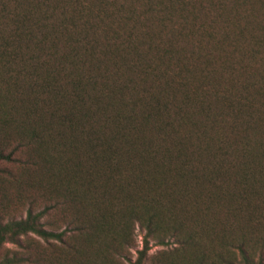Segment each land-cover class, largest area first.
Listing matches in <instances>:
<instances>
[{
    "label": "trees",
    "instance_id": "1",
    "mask_svg": "<svg viewBox=\"0 0 264 264\" xmlns=\"http://www.w3.org/2000/svg\"><path fill=\"white\" fill-rule=\"evenodd\" d=\"M0 83V264H264V0H0Z\"/></svg>",
    "mask_w": 264,
    "mask_h": 264
},
{
    "label": "rangeland",
    "instance_id": "2",
    "mask_svg": "<svg viewBox=\"0 0 264 264\" xmlns=\"http://www.w3.org/2000/svg\"><path fill=\"white\" fill-rule=\"evenodd\" d=\"M3 84L0 83V86H2ZM138 243H139V248L142 247V233L140 232V230H138ZM30 238L34 239V240H37L38 237H36L35 235H30ZM18 248L16 245L14 244H10V243H7L4 245V247L1 249L0 251V254L3 256L5 255H8V254H12L13 252L17 251ZM161 250H164V247L162 246H154L153 249L150 251V255H153L155 254L156 252L158 251H161ZM137 255H136V252L133 250L132 251V254L129 256V259H123L121 262L122 264H132L133 261L136 259Z\"/></svg>",
    "mask_w": 264,
    "mask_h": 264
}]
</instances>
